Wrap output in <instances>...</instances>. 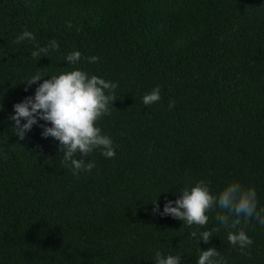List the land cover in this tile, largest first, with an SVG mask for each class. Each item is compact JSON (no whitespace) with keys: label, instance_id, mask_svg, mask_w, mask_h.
I'll return each instance as SVG.
<instances>
[{"label":"trees","instance_id":"trees-1","mask_svg":"<svg viewBox=\"0 0 264 264\" xmlns=\"http://www.w3.org/2000/svg\"><path fill=\"white\" fill-rule=\"evenodd\" d=\"M24 30L35 40L17 42ZM53 39L58 49L31 55ZM76 67L118 87L97 121L116 155H77L95 167L73 175L56 140L35 125L20 140L9 117L40 83L31 75ZM201 179L213 193L252 187L264 206V0H0V264H154L157 250L196 264L208 247L228 264H264L255 219L237 226L253 241L241 251L218 208L205 226L153 215ZM197 227L215 229L208 243L191 238Z\"/></svg>","mask_w":264,"mask_h":264},{"label":"clouds","instance_id":"clouds-1","mask_svg":"<svg viewBox=\"0 0 264 264\" xmlns=\"http://www.w3.org/2000/svg\"><path fill=\"white\" fill-rule=\"evenodd\" d=\"M25 39L33 41L35 37L28 30L16 36L17 42ZM58 48L59 43L53 39L47 45L34 49L31 55L37 57ZM81 57L79 50H72L64 59L68 64L76 65ZM86 59L89 63H95L99 58L89 56ZM44 77L39 72L31 75L26 81L28 86L40 81L34 93L13 104V114L9 119L14 121V134L24 140L34 125L40 127L42 138L51 137L58 142V150L63 154L61 159L70 165L73 175L82 171L91 172L95 167L93 161L78 160L75 158L77 155L88 157L89 153L99 150L104 158H113L116 155L114 141L108 134L102 133L97 121L109 113L110 104L113 107L118 82L89 74L79 67L47 76V79ZM141 99L145 106L158 102L161 99L159 86L146 92ZM172 105L173 102H170L169 107ZM40 121L44 123L41 124ZM153 205V215L171 216L189 226H205L209 220L208 212L214 208L222 210L215 215V219L228 230V243L241 251L253 243L244 230L237 229L241 218L245 222L255 219L259 225L264 226V206L258 208L255 189L245 188L235 181L213 193L208 183L201 179L190 187H184L176 199L166 200L162 211L156 201ZM213 231L215 229L201 230L197 227L191 231L190 236L197 244L200 241L208 243ZM180 258L181 255L163 254L157 250L154 264H180ZM196 264L228 262L214 247H208L203 250L199 248Z\"/></svg>","mask_w":264,"mask_h":264}]
</instances>
